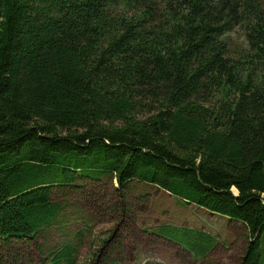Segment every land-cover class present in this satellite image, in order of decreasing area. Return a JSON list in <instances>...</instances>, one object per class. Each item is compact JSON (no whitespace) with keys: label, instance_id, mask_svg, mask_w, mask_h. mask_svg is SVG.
<instances>
[{"label":"trees","instance_id":"16d2710c","mask_svg":"<svg viewBox=\"0 0 264 264\" xmlns=\"http://www.w3.org/2000/svg\"><path fill=\"white\" fill-rule=\"evenodd\" d=\"M104 179L242 223V264H260L264 0H0V244L80 222L41 247L48 264H77L90 220L55 189ZM155 232L195 259L217 242Z\"/></svg>","mask_w":264,"mask_h":264},{"label":"rangeland","instance_id":"374dc122","mask_svg":"<svg viewBox=\"0 0 264 264\" xmlns=\"http://www.w3.org/2000/svg\"><path fill=\"white\" fill-rule=\"evenodd\" d=\"M116 186V181L104 179L82 181L80 188L55 189V200L70 201L74 204L70 213L78 208L90 220L91 230L79 249L77 264H90L93 253L100 251L103 241L111 237L114 240L106 246V264H242L250 238L242 223L186 205L154 186L133 183L130 188H135L128 194L115 192ZM166 224L195 228L215 237L217 242L206 258L195 259L174 240L156 235V229ZM82 227L78 222L63 231L52 229L32 242L1 243L0 264H48L41 247L49 251L62 245ZM115 229H119L117 234ZM261 247L260 264H264V236Z\"/></svg>","mask_w":264,"mask_h":264}]
</instances>
